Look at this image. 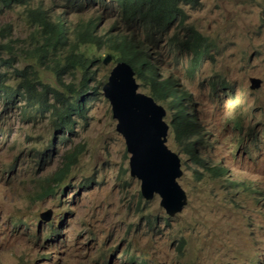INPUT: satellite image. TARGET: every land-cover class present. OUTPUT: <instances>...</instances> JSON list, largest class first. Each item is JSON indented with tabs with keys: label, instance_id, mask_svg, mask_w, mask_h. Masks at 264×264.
Masks as SVG:
<instances>
[{
	"label": "rangeland",
	"instance_id": "rangeland-1",
	"mask_svg": "<svg viewBox=\"0 0 264 264\" xmlns=\"http://www.w3.org/2000/svg\"><path fill=\"white\" fill-rule=\"evenodd\" d=\"M78 2L30 3L52 19L61 15L71 32L93 21L102 38L82 46L96 59L87 85L97 90H89L88 110L73 117V129L54 123L52 110L0 96V264H264V0L183 1V15L169 28L125 18L132 7L124 0ZM30 13L21 5L0 10V28L10 26L2 41L15 45L14 53L3 54L14 61L2 64L0 73L7 74L6 85L17 87V70L33 65L43 83L63 91L54 73L24 51L43 37ZM188 28L203 37L198 62L192 52L172 50L182 42L169 43L176 33L187 37ZM116 34L147 45L161 83L171 72L178 78L179 89L190 94L188 116H196L194 129L184 130H195L193 136L177 139L174 93L157 97L151 81L114 58L106 39ZM117 67L124 73L132 68L137 91L154 98L169 126L167 145L180 159L178 181L187 195L173 217L158 194L146 200L141 181L131 176L130 153L104 95ZM82 79L83 72L75 70L63 82L78 85ZM178 117L186 119L181 104ZM205 126L210 143L204 146ZM189 141L197 144L198 162L185 153ZM74 151L78 160L55 181ZM40 186L57 192L38 197Z\"/></svg>",
	"mask_w": 264,
	"mask_h": 264
},
{
	"label": "trees",
	"instance_id": "trees-1",
	"mask_svg": "<svg viewBox=\"0 0 264 264\" xmlns=\"http://www.w3.org/2000/svg\"><path fill=\"white\" fill-rule=\"evenodd\" d=\"M59 1V0H54ZM67 4L81 3L78 0H66ZM123 5V0H118ZM183 1L191 2L194 0H124V6L127 7V3H131L132 11H129L125 15V18L131 19L137 17L139 20L145 21L144 24L154 28L153 24H156V28H169L178 20V16L183 15V11L180 7ZM31 0H0V10L13 9L16 5L25 6L31 12V18L36 25L42 26V39L40 41H32L31 46L24 50L28 56L37 58L39 65L45 67L47 70H51L57 77L59 82H62L65 90H60L57 87H53L48 83H43L42 79L37 75V70L33 65H27L21 70H17V74L20 79V83L17 87L6 85L8 81L6 73H0V96L5 100H12L19 96L28 101L29 108L42 107L43 110H52V115L55 117L54 123L60 125L68 130H72L75 124V115H83L88 110V101L91 100L89 90H97V87H90L87 85L91 78L95 75L93 65L96 59L93 56H89L87 49L82 50V46L95 45L98 41H102V38L97 37L95 34V23L93 21H84L78 24L73 32L69 30L66 21L63 20L61 15H58L56 19H52V15L41 7H34L30 5ZM69 6V5H68ZM130 22V21H129ZM130 26V24H126ZM178 24L176 26H179ZM192 32V29H190ZM190 32V33H191ZM10 33V26H1L0 28V66L2 64H12L14 59L12 57L5 58L3 54L5 52L14 53L15 45L12 44V39L9 42H3ZM189 33V34H190ZM71 34L74 37H71ZM168 34V33H167ZM177 41L182 42L180 47L172 49L177 52L190 51L195 54L196 58L202 54V42L200 41V35H190L188 37H179L176 33L175 37L171 39L170 44H176ZM106 43L113 50L115 54H112L114 58L121 62H127L130 64L138 77L150 81L155 79L153 87L155 93L163 100L166 98V94L172 92L171 77L174 75L171 72V76L166 78V82L161 84L159 89V77L156 72V67L152 64L151 53L147 45H142L140 40L135 44L134 40L127 39L124 34L110 35L106 39ZM157 53H155L156 55ZM75 70H81L83 72V79L77 85L75 83L66 84L63 82V77L67 73H73ZM152 74L150 77L149 75ZM176 99L174 105L176 111L174 112L175 120L174 125L177 129V139H184V135L188 134L184 130L190 128L189 118L186 115L184 122H180L179 125L183 127L180 130L178 124H176V114L181 99L179 93L183 97L185 102V110H188L187 101L190 98V94L178 89L176 80ZM97 94V93H96ZM39 103H41L39 105ZM14 105L12 103H7ZM203 143L204 145L209 143V137L207 134V128L204 129ZM190 133V132H189ZM193 135L194 133L191 132ZM183 135V136H182ZM186 150V143H184ZM192 150L193 159L198 161V153L195 146L187 148V153L190 154ZM78 160V153L72 152L65 156L62 166L55 172V181L60 182L71 169L70 167ZM204 167L207 168L208 165ZM216 173V169H214ZM51 189H43L42 186L38 189L37 196L43 197L46 193H56L53 187ZM46 256V255H44Z\"/></svg>",
	"mask_w": 264,
	"mask_h": 264
},
{
	"label": "water",
	"instance_id": "water-1",
	"mask_svg": "<svg viewBox=\"0 0 264 264\" xmlns=\"http://www.w3.org/2000/svg\"><path fill=\"white\" fill-rule=\"evenodd\" d=\"M132 75L131 67L126 73L115 68L104 86V95L117 119V131L125 138L130 173L141 181L142 196L151 200L158 194L161 206L174 216L187 199L177 181L182 175L180 160L166 144L169 126L163 121L161 108L151 96L137 91Z\"/></svg>",
	"mask_w": 264,
	"mask_h": 264
},
{
	"label": "clouds",
	"instance_id": "clouds-1",
	"mask_svg": "<svg viewBox=\"0 0 264 264\" xmlns=\"http://www.w3.org/2000/svg\"><path fill=\"white\" fill-rule=\"evenodd\" d=\"M190 29H192V28H188L187 29V31L190 33L191 31H190ZM190 35H200L199 33H197L194 29H192V32L190 33V34H187V37L188 36H190ZM202 40H203V37H202V35H200V41L202 42ZM170 43V42H169ZM176 44H177V42H176ZM203 44V43H202ZM177 48V47H176ZM184 52H190V51H184ZM194 54V53H193ZM204 54V45L202 46V54L199 56V58H196L195 57V54H194V58L195 59H197V61L196 62H198L199 60H200V58L202 57V55ZM166 63L167 64H169L167 61H166ZM142 80H145V79H142ZM159 80V79H158ZM171 80H172V77H171ZM176 80H177V86H178V89H179V85H178V78L176 77V78H174L173 79V81H172V85H171V90H172V92H169L168 94H172V93H176V88H175V85H176ZM151 85L153 86V84H154V81H155V79L154 78H152L151 80ZM254 81H256V80H253V82ZM145 82H148V81H146L145 80ZM161 81L159 80V84H158V87H159V89H161ZM225 85H227V83H224ZM154 88V87H153ZM179 90H181V91H183V92H186L185 90H182V89H179ZM168 94H166V96L168 95ZM152 97V96H151ZM157 97H159V95H157ZM153 98V97H152ZM179 98L181 99V101L179 102V105L181 104L182 105V107H183V110H184V116L186 117V115L188 116L189 115V107H188V110L186 111L185 110V102H184V100H183V97L181 96V94L179 93ZM154 99V98H153ZM175 99H176V94H175ZM165 100H166V98H165ZM155 101V100H154ZM175 101V100H174ZM156 102V101H155ZM157 103V102H156ZM158 104V103H157ZM173 105H174V102L172 103ZM184 104V105H183ZM187 104H188V101H187ZM158 106L161 108V106L158 104ZM175 106V105H174ZM161 111H162V108H161ZM176 111V108H174V112ZM163 113V112H162ZM178 114H179V106H178V109H177V114H176V124H178V127H179V129L180 130H183V127L182 126H180L179 125V122H183V121H181L180 120V118L178 117ZM173 116H174V113H173ZM163 117H164V113H163ZM188 118L190 119L189 120V123H190V128L189 129H194V125H196L197 124V122H196V116L195 115H192V117H189L188 116ZM174 120H175V116H174ZM163 121H164V119H163ZM192 121V122H191ZM165 122V121H164ZM174 122V121H173ZM206 127V126H205ZM205 127H204V129H205ZM177 130V129H176ZM194 134H195V130H194V132H193ZM188 134H191V133H189L188 132ZM193 134V135H194ZM187 135V134H186ZM186 135H184V137L186 136ZM192 135V136H193ZM203 137H204V135H203ZM209 137V136H208ZM179 140H183L182 138H180ZM186 143V150H185V153H187V148L188 147H190V146H195L196 147V149H197V144H195L194 142H192V141H189V142H185ZM209 143H210V138H209ZM166 144H167V142H166ZM204 144V143H203ZM168 146V145H167ZM205 146V145H204ZM168 148H169V146H168ZM170 149V148H169ZM171 150V149H170ZM128 151V150H127ZM172 151V150H171ZM174 154H176L174 151H172ZM197 153H198V151H197ZM177 155V154H176ZM198 155V161H199V158H200V155L199 154H197ZM178 156V155H177ZM187 157H191L192 159H193V154H192V150H191V152H190V154L189 153H187ZM179 158V157H178ZM180 160V159H179ZM198 161H195L194 160V162H198ZM205 165H208V167L206 168V170L207 171H209V169H210V166L211 165H209V164H205ZM203 167H204V164H203ZM205 168V167H204ZM180 169H181V162H180ZM221 170V167H217V171H220ZM182 171V170H181ZM182 176V175H181ZM180 176V177H181ZM213 176H215V175H213ZM179 178V177H178ZM178 178H177V181H178ZM178 183H179V181H178ZM180 185V184H179ZM181 186V185H180ZM181 188H182V186H181ZM183 189V188H182ZM184 190V189H183ZM184 192H185V190H184ZM186 193V192H185ZM156 195V194H155ZM155 197V196H154ZM186 197H187V195H186ZM187 200V199H186ZM161 201V200H160ZM161 205V204H160ZM163 207V206H162ZM164 208V207H163ZM164 210H165V212H166V214L168 215V216H170V217H173V216H171V215H169L168 213H167V211H166V209L164 208ZM179 213V212H178ZM177 214V213H176ZM175 214V215H176ZM174 215V216H175ZM138 264H144V262H139Z\"/></svg>",
	"mask_w": 264,
	"mask_h": 264
},
{
	"label": "built area",
	"instance_id": "built-area-1",
	"mask_svg": "<svg viewBox=\"0 0 264 264\" xmlns=\"http://www.w3.org/2000/svg\"><path fill=\"white\" fill-rule=\"evenodd\" d=\"M184 105V104H183ZM180 106V105H179Z\"/></svg>",
	"mask_w": 264,
	"mask_h": 264
}]
</instances>
